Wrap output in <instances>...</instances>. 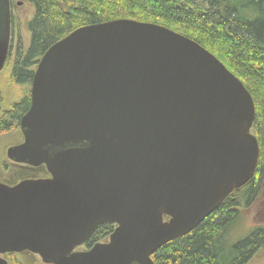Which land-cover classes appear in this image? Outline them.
I'll return each instance as SVG.
<instances>
[{
    "label": "water",
    "instance_id": "obj_1",
    "mask_svg": "<svg viewBox=\"0 0 264 264\" xmlns=\"http://www.w3.org/2000/svg\"><path fill=\"white\" fill-rule=\"evenodd\" d=\"M19 5V4H18ZM0 0V72L10 36ZM23 143L6 158L49 177L0 184L1 256L42 264H153L254 177L255 106L210 52L166 27L87 25L33 71ZM101 225L106 243L79 251Z\"/></svg>",
    "mask_w": 264,
    "mask_h": 264
},
{
    "label": "trees",
    "instance_id": "obj_2",
    "mask_svg": "<svg viewBox=\"0 0 264 264\" xmlns=\"http://www.w3.org/2000/svg\"><path fill=\"white\" fill-rule=\"evenodd\" d=\"M12 1V0H11ZM33 17L26 24L28 48L18 37L11 79L25 85L44 52L73 30L114 20H132L175 28L210 52L236 76L255 106L251 134L259 147L253 179L232 193L190 234L171 241L151 257L153 264H247L264 245V228L239 237L241 212L260 191L264 155V0H29ZM173 31V30H172ZM175 32V31H174ZM8 60V59H7ZM24 95L0 119V134L12 130L29 107ZM111 225L99 226L84 247L106 240ZM13 264V263H12Z\"/></svg>",
    "mask_w": 264,
    "mask_h": 264
},
{
    "label": "rangeland",
    "instance_id": "obj_3",
    "mask_svg": "<svg viewBox=\"0 0 264 264\" xmlns=\"http://www.w3.org/2000/svg\"><path fill=\"white\" fill-rule=\"evenodd\" d=\"M32 17L33 8L30 5L29 0H12L11 21L13 23V37L16 39L19 37L21 39L23 51H25L29 45V34L26 29V24L32 19ZM172 30L177 32L175 28H172ZM15 40H12L9 58L0 73V115L3 112L9 111L14 103H17L24 95L28 96L29 93L28 86L13 85L9 76L11 64L14 59ZM34 69L35 68H33V71ZM20 140L21 137L17 127H14L13 130L8 131V133L0 134V181L16 184L27 177L42 176L48 178L49 175L46 170H44V173L41 172V174L38 172L36 173V171L31 169L27 170L25 168L16 167L10 164L6 159V150L11 146L18 144ZM260 159L261 166L264 167V155ZM3 162L6 163V165L2 166ZM237 225L238 229L233 234H236L239 231L241 232L239 237H243L244 234L252 231L251 229L257 227L264 228V180L260 184V191L257 197L251 202L246 211L241 212L240 221ZM107 241L108 238L100 243H106ZM84 250L87 249L85 247L79 249V251ZM1 258L6 260L8 264H42L38 256L28 252L4 255L1 256ZM247 264H264V245L256 250L255 254Z\"/></svg>",
    "mask_w": 264,
    "mask_h": 264
},
{
    "label": "flooded vegetation",
    "instance_id": "obj_4",
    "mask_svg": "<svg viewBox=\"0 0 264 264\" xmlns=\"http://www.w3.org/2000/svg\"><path fill=\"white\" fill-rule=\"evenodd\" d=\"M9 4H10V13H11V7H12V1L11 0H9ZM12 30V31H11ZM13 35H14V33H13V23H12V21H11V15H10V39H9V50H8V55H7V59L9 58V55H10V52H11V49H10V47H11V43H12V40L14 39H16V38H14L13 37ZM17 40H18V38L15 40L16 41V44H17ZM15 52H16V45H15ZM15 52H14V55H15ZM6 64V63H5ZM5 64H4V67H5ZM13 65H16V63H12L11 64V69H10V73H9V76H10V79H11V72H12V68H13ZM3 67V68H4ZM36 67V66H35ZM3 70V69H2ZM1 73V72H0ZM32 80V79H31ZM11 82L13 83V85H16V86H28L29 87V93H30V84H31V81H30V83H28V84H25V85H18V84H15L13 81H12V79H11ZM29 93H28V97H29ZM30 101V100H29ZM15 104V103H14ZM29 105H30V102H29ZM29 108V107H28ZM28 110V109H27ZM8 112V111H7ZM7 112H3L0 116V119L1 118H3L4 116H5V114L7 113ZM27 112V111H26ZM25 112V113H26ZM24 113V114H25ZM17 128H18V131H19V134H20V137H21V140L19 141V143L18 144H16V145H13V146H11V147H15V146H19V145H21L22 143H23V141H24V139H23V136H22V134H21V132H20V130H19V125L17 126ZM13 130V129H12ZM5 133H8V132H5ZM9 149V148H8ZM7 149V150H8ZM7 150H6V152H7ZM6 152H5V157H6ZM7 159V158H6ZM8 160V159H7ZM9 161V160H8ZM10 162V161H9ZM10 164H12V165H14V166H16V167H20V168H25V169H27V170H29V169H31V170H33V171H36V173L38 172V173H40L41 174V172L42 173H44V170H45V168L43 167V166H41V167H38V168H33V167H30V166H27V165H22V164H15V163H13V162H10ZM4 165H6V163H2V166H4ZM260 166V168H261V175L262 176H260V179H259V183L261 184L262 183V181L264 180V167L263 166H261V165H259ZM47 177H42V176H33V177H27V178H24V179H22L21 181H19L18 183H14V184H10V183H6V182H2V181H0V184H3V185H5V186H8V187H13V186H15V185H17V184H19L20 182H22V181H25V180H39V179H46ZM257 228H263V227H257Z\"/></svg>",
    "mask_w": 264,
    "mask_h": 264
}]
</instances>
